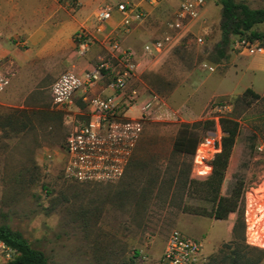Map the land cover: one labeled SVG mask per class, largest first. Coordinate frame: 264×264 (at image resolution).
<instances>
[{"label":"rangeland","instance_id":"obj_1","mask_svg":"<svg viewBox=\"0 0 264 264\" xmlns=\"http://www.w3.org/2000/svg\"><path fill=\"white\" fill-rule=\"evenodd\" d=\"M234 1L264 9V0ZM205 4L204 27L151 58L161 63L146 80L164 101L165 115L144 124L118 182L86 185L62 179L65 139L72 126L86 122L85 105L79 94L62 111L51 110L48 100L75 53L60 26L76 4L0 0V58L14 70L0 98V225L20 232L48 264H162L174 232L201 241L196 264H264V99L242 98L246 85L263 96L264 55L241 54L232 36L220 59L221 7ZM173 11L158 10L152 23L161 35L150 41L170 33ZM252 32L264 35V23ZM254 43L264 47V40ZM131 98L127 115L135 117L139 102ZM220 117L236 122L239 131L219 188L220 196L239 193V208L225 222L193 214L212 211L211 189L193 173L192 156L173 151L181 126H193L202 139L216 133L215 124L203 123ZM237 219L242 227L232 245ZM12 258L0 250V264Z\"/></svg>","mask_w":264,"mask_h":264},{"label":"built area","instance_id":"obj_2","mask_svg":"<svg viewBox=\"0 0 264 264\" xmlns=\"http://www.w3.org/2000/svg\"><path fill=\"white\" fill-rule=\"evenodd\" d=\"M65 2L67 0H58ZM161 0H125L115 6L122 21L117 32L126 33L141 23L147 12L144 4L157 5ZM205 0H182L168 23L169 34L145 43L140 52L122 45L117 32L103 38L105 56L98 59L92 70L78 75L72 71L63 73L49 88L51 110L62 111L72 104L75 95L86 108V122L74 125L68 132L63 151L65 163L62 179L86 185H108L118 182L124 175L130 156L143 133L144 124L157 118V98L150 97L138 106V115H127V87L137 71L141 58L151 59L192 35L196 26L206 23ZM112 7L97 11L96 33H102L104 25L112 19ZM202 43V38L196 39ZM97 40L86 36L83 30L74 36L75 53L84 56L89 45ZM235 49L241 54H263L264 49L246 39L237 38ZM14 77L13 64L0 58V96L9 88ZM103 86L108 94H93L96 86ZM133 99L136 94L133 93ZM219 110V109H217ZM216 133L198 142L192 156L193 173L198 179L208 180L212 174V161L221 152L224 136L218 119L214 122ZM49 158V157H48ZM0 250H9L0 243ZM201 241L174 232L166 240L162 264H196L201 257ZM10 252V251H9Z\"/></svg>","mask_w":264,"mask_h":264},{"label":"trees","instance_id":"obj_3","mask_svg":"<svg viewBox=\"0 0 264 264\" xmlns=\"http://www.w3.org/2000/svg\"><path fill=\"white\" fill-rule=\"evenodd\" d=\"M213 1L221 7L219 25L221 35L220 41L215 47V52L220 59L226 57V50L232 36L246 39L251 43L254 40H264V35H256L252 32L255 26L264 23V9L252 10L247 5L236 3L234 0ZM246 33H250L249 38L245 37ZM261 47L264 49L263 46ZM246 97L259 100L264 99V94L260 96L251 89H246L242 98ZM218 122L224 134L221 140L222 149L220 154L212 161V174L207 180L213 196L214 207L209 214L205 212H194L193 214L213 218L216 221H225L230 214L238 212L239 208V193L232 192L228 197L219 195V188L239 131L238 124L228 118L220 117ZM207 123L214 126V122L208 121L204 122L203 126H206ZM192 127L183 125L178 130L173 142V151L175 153L193 156L200 138ZM241 227L242 222L237 219L232 228V245L235 244L236 233ZM0 243L13 254V258L5 264H48V259L41 251L33 249L20 232L12 230L7 225H0ZM232 264H237V261L233 260Z\"/></svg>","mask_w":264,"mask_h":264},{"label":"crops","instance_id":"obj_4","mask_svg":"<svg viewBox=\"0 0 264 264\" xmlns=\"http://www.w3.org/2000/svg\"><path fill=\"white\" fill-rule=\"evenodd\" d=\"M76 4V11L73 16L69 15V19L67 22L62 24V30L64 34L69 39L70 45H75L74 36L75 34L83 30L86 36H92L97 41L93 42L89 45L86 50V54L84 56H79L76 53H72L71 57L67 62V68L69 71H72L78 75L83 74L86 71L92 70L97 60L105 56L104 46L100 41L103 40L106 36L114 35L117 32V29L121 25L122 17L121 15L114 9L115 6L119 3L124 2L125 0H72ZM111 2H117L116 5H112ZM182 0H161V2L157 5L150 6L149 4H144L143 9L147 12V17L138 24H135L131 27V29L126 32H117V36L120 38L122 45L126 48L134 49L138 52L142 50V47L145 43L149 42L151 39L157 38L161 35V33L154 27L152 21L155 15L157 14L160 8L163 9H172L176 10ZM106 7H112V19L110 22L104 25L102 33H96L95 29L97 27V22L95 20V15L98 10ZM206 9V7H205ZM173 11V12H174ZM204 17L206 20V12L204 10ZM220 20V19H219ZM53 21L59 22L60 19L57 17L53 18ZM204 27V24L200 22L195 29ZM55 50V48H54ZM160 59H146L141 58L138 63V68L134 76L127 87V95L133 93L136 94L134 99L137 100L139 104L146 100L147 98L153 97L159 100V104L156 108V113H161L165 115L166 106L164 105V101L160 96L157 95L152 86L147 82V77L151 74H157ZM12 84V81H11ZM11 84L7 91L0 96H4L10 90ZM249 87L246 85L243 90ZM250 89V88H248ZM242 90V91H243ZM241 91V92H242ZM93 94H101L106 95L108 91L104 90L103 86H96L93 89ZM238 94V93H237ZM224 95V94H223ZM259 95V94H258ZM133 99V98H131ZM136 103H134L135 105ZM132 108L128 107V111ZM137 117V116H135ZM131 117V118H135ZM225 222V221H224Z\"/></svg>","mask_w":264,"mask_h":264}]
</instances>
